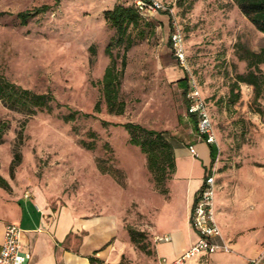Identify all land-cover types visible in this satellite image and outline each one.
<instances>
[{
  "label": "rangeland",
  "instance_id": "374dc122",
  "mask_svg": "<svg viewBox=\"0 0 264 264\" xmlns=\"http://www.w3.org/2000/svg\"><path fill=\"white\" fill-rule=\"evenodd\" d=\"M156 1L168 10L144 15L138 28L129 29L134 42L120 87L125 110L116 114L107 107L101 83L112 60L106 49L116 35L104 12L133 0H0V75L54 97L51 111L35 114L0 100V175L9 184L0 186L1 218L18 219L20 207L37 198L52 208L72 206L84 216L117 214L129 235L121 264H158L151 202L168 191L172 173L157 182L147 155L129 143L122 124L161 131L171 142H192L201 136L188 120V92L196 86L218 147L211 165L216 206L228 227L243 229L252 198L256 222L263 226L264 81L256 96L238 75L250 69L244 48L259 52L264 34L232 0ZM42 7L48 8L37 13ZM26 11L34 14L24 21L19 13ZM174 33L183 38L185 64L170 46ZM112 52L122 69L125 45ZM259 67L264 74V63ZM185 77L186 94L179 83ZM235 257L216 253L210 262L236 264L229 262Z\"/></svg>",
  "mask_w": 264,
  "mask_h": 264
},
{
  "label": "crops",
  "instance_id": "0c3cea01",
  "mask_svg": "<svg viewBox=\"0 0 264 264\" xmlns=\"http://www.w3.org/2000/svg\"><path fill=\"white\" fill-rule=\"evenodd\" d=\"M188 116V120L195 124L194 117ZM171 143L175 169L167 184L168 191L157 196V202L154 199L151 202L154 211L151 239L158 264L164 259L175 260L197 242L199 236L192 223V213L208 167L212 165L211 146L203 137L198 136L189 143L182 139ZM190 145H195L197 156L190 153ZM216 202H219L217 186L216 221L222 239L229 244L231 251L219 250L208 256H197L187 264H211L210 257L216 253L236 254L235 258L229 259L230 263L236 264H250L251 259L263 255L264 224L259 226L256 222V206L252 198L249 199L250 208L244 220L247 227L243 229H239L242 225L228 227ZM19 211L17 221L0 217V249L6 226L15 223L22 230L24 247L32 253L28 264H92L90 257H96L105 264H121L128 250L129 235L117 214L84 216L72 206L52 208L43 198L27 200ZM155 235H167L171 239L154 241ZM213 241L221 242V239L217 237Z\"/></svg>",
  "mask_w": 264,
  "mask_h": 264
},
{
  "label": "trees",
  "instance_id": "16d2710c",
  "mask_svg": "<svg viewBox=\"0 0 264 264\" xmlns=\"http://www.w3.org/2000/svg\"><path fill=\"white\" fill-rule=\"evenodd\" d=\"M241 13L264 34V0H232ZM48 7H42L36 12L45 11ZM34 13L29 11L19 13L24 21ZM106 21L116 29V35L107 46V53L111 57V63L105 70L102 83V91L105 102L110 112L122 114L125 110V102L120 99L121 78L126 66V53L133 45V38L129 29L138 28L143 22V16L138 12L133 4L126 5L118 2L113 8L104 12ZM125 45V52L122 56V69H118L117 60L113 56V46ZM170 46H173L170 37ZM244 58L248 60L249 71L246 74L238 75V82L254 86L256 96L261 92L260 83L264 81V74L259 67L264 63V48L259 52L244 48ZM261 73V74H260ZM184 87L185 94L188 90V79L185 77L179 80ZM0 100L11 109L23 110L29 114H35L37 110H52L54 97L51 94L35 93L29 89H24L0 75ZM98 108V105H97ZM192 116V115H191ZM193 117V116H192ZM194 122L197 121L194 117ZM129 133V143L140 147L147 155L149 168L156 174L157 182L163 183L169 173L175 169L174 149L172 143L165 137L164 133L154 129H148L138 123L127 122L122 124ZM3 129L0 128V138ZM206 137H204L205 139ZM212 151V165L216 161L218 147L209 143ZM0 186H9L6 179L0 175ZM132 238L134 231L130 230ZM92 264H105L96 257H90Z\"/></svg>",
  "mask_w": 264,
  "mask_h": 264
},
{
  "label": "built area",
  "instance_id": "2783aa9c",
  "mask_svg": "<svg viewBox=\"0 0 264 264\" xmlns=\"http://www.w3.org/2000/svg\"><path fill=\"white\" fill-rule=\"evenodd\" d=\"M133 5L142 16L157 14L168 10L160 1L156 0H133ZM175 53L181 64H185L186 55L183 49V38L181 34L174 33L172 36ZM188 114L195 117L201 137H206L208 143L214 141V127L211 115L205 100L196 86H191L188 92ZM192 155L197 156L195 145L189 146ZM216 174L212 166L208 167L204 185L195 202L192 223L198 233V240L182 255L173 261L164 259L161 264H187L188 261L197 256H208L216 251L230 252L231 248L221 235L216 221L215 212ZM21 228L16 224H8L5 229L4 241L0 249V264H28L32 253L27 250L21 241ZM220 238L221 242H214V238ZM167 235L156 237V241H169ZM250 264H264V254L251 259Z\"/></svg>",
  "mask_w": 264,
  "mask_h": 264
}]
</instances>
